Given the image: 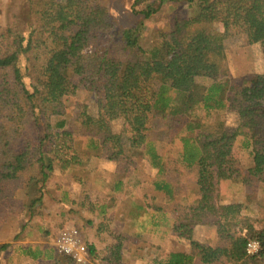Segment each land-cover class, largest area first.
<instances>
[{"label": "trees", "instance_id": "trees-1", "mask_svg": "<svg viewBox=\"0 0 264 264\" xmlns=\"http://www.w3.org/2000/svg\"><path fill=\"white\" fill-rule=\"evenodd\" d=\"M140 1H133L132 12L144 19L129 27L118 24L103 0H28L23 16L0 29V225L9 215L24 222L39 216L55 171L66 172L94 157L116 162L114 190L121 189L124 173L135 162L108 114L118 108L145 141L144 154L157 174V194L135 204L137 211L150 209L156 230L172 225L171 231L181 234L192 220L211 223L217 236L213 243L193 239L189 252L170 251L147 264H194L196 259L201 264H264V70L237 78L215 59L225 54L224 33L217 25L225 30L241 23L248 43L264 42V0H186L193 13L176 14L168 28L151 35L146 20L160 4L138 10ZM192 28L197 33L186 44ZM82 89L96 95L95 112L76 100L68 114L67 98ZM194 108L232 110L238 120L231 128L202 130L179 116ZM78 137L86 139L83 152L76 148ZM177 137L182 143L177 157L166 156L162 150ZM238 137L251 148L250 165L233 156ZM222 180L241 182L244 199L220 201ZM17 189L24 198L16 199ZM181 191L187 192L185 205L174 202ZM247 201L256 202L254 209L263 214L247 215ZM114 202L110 198L99 205L88 192L72 201L91 211L98 207L99 215ZM109 221L94 225L93 215L87 220L96 239L85 240L89 257L92 263L126 264L127 242L141 240V234H115L103 250L99 238L114 234ZM42 230L43 239L53 237L48 226ZM22 239L21 233L13 237ZM252 240L260 244L256 253L247 251ZM19 246L37 264H77L52 242L43 248ZM12 247V242L0 243V264L1 254Z\"/></svg>", "mask_w": 264, "mask_h": 264}, {"label": "rangeland", "instance_id": "rangeland-1", "mask_svg": "<svg viewBox=\"0 0 264 264\" xmlns=\"http://www.w3.org/2000/svg\"><path fill=\"white\" fill-rule=\"evenodd\" d=\"M133 1L103 0V2L108 3L111 13L121 27H129L144 19L142 15L133 14ZM147 3H152L154 7L160 4L159 9L151 18L146 20V33L150 35L157 28H168L176 14L190 15L194 11V7L189 6L186 0H163L161 3L160 0H143L136 5V8L140 10ZM27 6L28 0H0V29L14 22L17 17H22ZM217 30L224 33L225 54L217 56L215 59L218 63L225 64L234 77L241 78L264 70V42L248 43L243 24H234L225 30L221 25H217ZM196 33L197 28H192L185 43H191ZM201 82H203V79H201ZM76 100L81 101L84 109L95 112L96 95L91 91L82 89L76 96L67 98L68 114H71ZM108 114L113 129L122 133L124 145L129 149L131 148V152L133 151L132 158L135 164L130 172L126 171L124 173L122 188L114 190L115 181L117 180V164L106 158L94 157L83 163L82 166H73V168L63 173H60L57 169L52 178L49 179L48 189L46 190V192L52 193L51 195L50 193L47 194L43 212L39 216L29 220V222L25 219L24 222V219L18 215H9L0 225V243L12 242L13 244L12 248L1 254V264H37V261L19 252V245H31L34 248L42 243H54L63 228L76 227L80 230L84 241H96L94 236L95 227L87 222L92 215L95 221L94 225L98 222L107 221L108 223V219H110L109 226L114 234L113 237L109 236L105 240L99 238L101 242L98 243L103 246V250H106L110 246L109 244L116 240L115 234L126 232L128 234H141V240L135 238V240L127 242L125 249L126 264H147L151 257L165 255L170 251L189 252L193 239L208 243L216 241L215 227L211 223H195L192 220H187L185 222L186 226L181 230L182 233L178 234L171 231L172 225H161V228L156 230L149 219L150 209L147 211H139L138 209L137 211L135 204L142 203L147 194H157L153 185V180L157 175L156 170L150 166L144 154L145 141L125 122L122 110L118 108L111 109ZM179 116L184 122L192 121V125L199 124L202 130L212 132L225 127H234L238 120V114L232 110H213L207 113L202 108H194L193 110L182 111ZM187 134H191L190 131H187ZM242 140V137H238L233 148V156L243 164L250 165L252 163L251 148L243 146ZM181 145V140L177 137L173 145L165 147L162 153L165 151L166 156L177 157ZM85 146L86 139L78 137L76 140L78 151L83 152ZM185 175L192 176L189 173ZM193 186V182L190 180L189 189H192ZM183 190L185 189L183 188ZM85 192H88L93 202L99 205L109 203L110 198H115V202L109 208L107 207V214L99 215L100 210L98 207L91 211L88 206L81 208L78 204L72 203L73 200L81 201L85 196ZM245 192H247L246 189L239 181L222 180L219 184V200L222 202L242 200ZM255 192L263 191L258 190ZM16 193V199L24 198L23 190L17 189ZM186 194L187 192L180 193L175 197L174 202L185 205L188 203ZM56 197L64 198V201L59 202ZM158 197H162L161 193L158 194ZM258 198L261 199L262 197L258 195ZM146 199L150 200L149 198ZM247 204L250 210L247 209L246 213L250 217H254V214H257V216L263 214L262 211L258 212L254 209L257 205L256 202L247 201ZM24 223L27 225L22 230ZM45 226H48L52 231L53 237L49 240L43 239L42 228ZM18 233L22 234L23 239L13 240V237ZM102 237H105V235H102ZM106 244L107 246H105ZM89 264L107 263L105 261L103 263L93 261L92 263L90 259ZM194 264L201 263L196 259Z\"/></svg>", "mask_w": 264, "mask_h": 264}, {"label": "built area", "instance_id": "built-area-1", "mask_svg": "<svg viewBox=\"0 0 264 264\" xmlns=\"http://www.w3.org/2000/svg\"><path fill=\"white\" fill-rule=\"evenodd\" d=\"M259 242L252 240L247 244L248 253H256L259 250ZM57 249L72 257L78 264H89L90 257L87 245L76 227L63 228L55 241Z\"/></svg>", "mask_w": 264, "mask_h": 264}, {"label": "crops", "instance_id": "crops-1", "mask_svg": "<svg viewBox=\"0 0 264 264\" xmlns=\"http://www.w3.org/2000/svg\"><path fill=\"white\" fill-rule=\"evenodd\" d=\"M42 244H43V243H42ZM42 244H41V248H43V245H44V244H43V245H42ZM53 244H55V242H54Z\"/></svg>", "mask_w": 264, "mask_h": 264}]
</instances>
